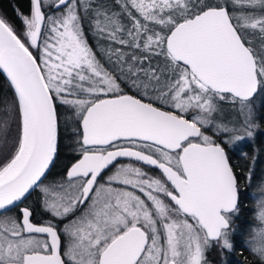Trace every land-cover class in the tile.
Returning <instances> with one entry per match:
<instances>
[{"label":"snow or ice","instance_id":"1","mask_svg":"<svg viewBox=\"0 0 264 264\" xmlns=\"http://www.w3.org/2000/svg\"><path fill=\"white\" fill-rule=\"evenodd\" d=\"M17 16L0 14V264H209L212 247L224 264L254 175L230 150L264 130V0H30Z\"/></svg>","mask_w":264,"mask_h":264},{"label":"trees","instance_id":"2","mask_svg":"<svg viewBox=\"0 0 264 264\" xmlns=\"http://www.w3.org/2000/svg\"><path fill=\"white\" fill-rule=\"evenodd\" d=\"M17 10L24 14H27L30 10V0H0V14H3L4 16L12 20L18 27H22L20 19L17 16ZM89 40L91 42V37H89ZM9 94L10 89L8 88L6 79L5 77H3V75H0V95ZM258 119L262 124H264V107L260 110ZM256 137L257 141L254 145H251L249 141H247L245 144L242 143L243 152L247 153V156H242V159L244 166V174L247 173V171L249 170L248 168H252L254 170L251 186H249L245 182L244 190L246 193L248 192L252 195L253 193H255L256 197H258L260 193L258 192L257 186L264 182V141H260L261 139H263L262 137H264V130L258 131L256 133ZM255 148H257V150L259 151L258 154L257 151H254ZM63 154L61 155L60 161L57 162V166L52 169L51 175L49 177L50 179H52V177H55L57 173L62 171L63 164L66 163ZM253 155H256V158H254ZM232 160L234 161V163H236V159L234 156ZM35 201H38V193H34L31 197L30 202ZM252 201L253 199H251V197L244 198L243 202L245 203V205L243 207H249L255 212V206ZM254 212H251L252 214L250 213L249 217H246V215L244 214L237 220V223L240 224V226L237 225V233H239L240 241H246L245 236L247 233L245 232V229L247 226L254 228L258 225V221H254ZM236 237L234 238V241L236 240ZM243 245L244 246H241L243 248L241 253H237V250L235 248L233 249V251L229 252L227 261L229 264H240V262H243V264H264V260H259V257L256 256L253 251L248 250L249 245L246 244V242Z\"/></svg>","mask_w":264,"mask_h":264},{"label":"rangeland","instance_id":"3","mask_svg":"<svg viewBox=\"0 0 264 264\" xmlns=\"http://www.w3.org/2000/svg\"><path fill=\"white\" fill-rule=\"evenodd\" d=\"M255 105H256V107H257V113H258V116H259V113H260V110L264 107V93H262L260 96H258V97H256V99H255ZM263 139H261L260 141H264V137H262ZM248 140H243V141H241L240 142V144H239V146H238V148H234V149H231L230 151V155L232 156V154H237V153H239V152H241V151H243V149H242V143L243 144H245L246 142H247ZM254 151H257V154L259 153V151L257 150V148H255L254 149ZM63 156H64V158L67 156V152H65L64 154H63ZM259 156V155H258ZM233 157V156H232ZM253 157L254 158H256V155H253ZM263 158H264V154H263ZM249 169V168H248ZM247 171V170H246ZM58 174V173H57ZM56 174V175H57ZM55 175V176H56ZM53 178V177H52ZM39 195V194H38ZM249 195V197H251V199H253V201H252V203L254 204V206H255V212H254V215H253V217L255 218V215H256V212L258 211V209H257V207H256V199L254 198V196L251 194V193H249L248 194ZM251 195V196H250ZM235 217L233 216V219H234ZM232 219V220H233ZM235 219L233 220V226H232V231H231V235H230V243H231V245H232V248H231V250H228V249H225L224 250V256H225V261H224V264H226L227 263V261H228V254H229V252L230 251H233V249L234 248H236V246H238L239 248H236V250H237V253H241V249H240V247L241 246H244L243 244H245V242H246V244H248L249 246V248H248V250H250V251H252L251 250V248H252V246H253V244H252V240H251V238L249 237V234H250V231L254 234L255 232H256V230H257V226L256 227H249V226H247V224H246V229H245V232L247 233L246 234V241H240V240H235V241H233V239L238 235V237H239V233H237V227L235 226ZM255 222L257 221V219H255L254 220ZM258 224V223H257ZM256 254V256H258L259 257V255L257 254V253H255ZM206 259L208 260V262H209V264H222V260H221V254H220V252L217 250V248L216 247H212V248H210L208 251H207V254H206ZM259 260H261L260 259V257L258 258Z\"/></svg>","mask_w":264,"mask_h":264},{"label":"flooded vegetation","instance_id":"4","mask_svg":"<svg viewBox=\"0 0 264 264\" xmlns=\"http://www.w3.org/2000/svg\"><path fill=\"white\" fill-rule=\"evenodd\" d=\"M232 156H234L235 157V159H236V163H234V161L231 159V163L233 164V165H236L237 166V171L241 174V176H243L244 175V166H243V159H242V155L240 154V152L239 153H237V154H232ZM231 156V157H232ZM233 158V157H232ZM244 186H245V181L243 180V179H241V182H240V189H239V192H238V211L237 212H235V213H229V216H230V218H231V227L233 226V220L235 219L236 221H235V226L238 228V226L237 225H239L240 226V224H238L237 223V220L239 219V217H241L242 215H246V217H249V215H250V213L251 212H254L253 211V209L251 210L249 207H243L244 205H245V203L243 202V199L244 198H250L249 197V193L247 192H245V190H244ZM252 214V213H251ZM233 216L235 217L234 219H233ZM233 219V220H232ZM240 239V236L238 237V235H237V237H236V240H239ZM233 241H234V239H233ZM236 248H239L238 246H236ZM235 248V249H236ZM240 249H241V251L243 250V248L242 247H240ZM236 251V250H235ZM250 259V258H249ZM226 264H229L228 262L226 263ZM240 264H243V262L241 263L240 262Z\"/></svg>","mask_w":264,"mask_h":264}]
</instances>
